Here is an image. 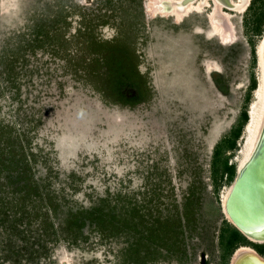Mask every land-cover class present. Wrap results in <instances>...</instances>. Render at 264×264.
Instances as JSON below:
<instances>
[{
  "label": "rangeland",
  "instance_id": "374dc122",
  "mask_svg": "<svg viewBox=\"0 0 264 264\" xmlns=\"http://www.w3.org/2000/svg\"><path fill=\"white\" fill-rule=\"evenodd\" d=\"M245 1L0 0V264L264 257L221 247L234 180L214 176H237L262 75L264 0ZM29 172L41 196L17 190Z\"/></svg>",
  "mask_w": 264,
  "mask_h": 264
},
{
  "label": "water",
  "instance_id": "95a60500",
  "mask_svg": "<svg viewBox=\"0 0 264 264\" xmlns=\"http://www.w3.org/2000/svg\"><path fill=\"white\" fill-rule=\"evenodd\" d=\"M180 1L187 3L189 0ZM215 1H218V6L221 4L229 8L235 6L232 0ZM225 206L232 220L231 223L245 237L253 242H257L254 239L264 242V123L250 158L238 167L237 176L231 185ZM261 258L263 257L259 253L247 255L238 264H264V258Z\"/></svg>",
  "mask_w": 264,
  "mask_h": 264
},
{
  "label": "bare ground",
  "instance_id": "6f19581e",
  "mask_svg": "<svg viewBox=\"0 0 264 264\" xmlns=\"http://www.w3.org/2000/svg\"><path fill=\"white\" fill-rule=\"evenodd\" d=\"M191 1H193V0H189L187 3L185 1L184 2L180 1V4H179L178 1L176 2L174 0V5H178V6H175L177 8L183 7V5L185 7V6L189 5L188 3H190ZM202 3H200V6ZM233 3L235 5L234 7H237L238 9L243 10L245 8L246 4L248 3V1L247 2L245 1L242 3V0H241L240 2L235 1ZM194 5L195 4L190 5L189 8H187V9L189 10L192 7L194 8L195 7ZM177 8H173V10H171L170 12L175 13L176 15H178L180 17L181 14L178 13ZM163 11L168 12V10L164 7H163ZM223 15H224L223 21H226V18L230 19V17H231V15L225 11L223 12ZM216 21L217 20L214 19L213 16L211 15V22L213 25H215V29L217 30V33L223 38L224 41H226L228 29L227 30L225 29L226 28L225 24L223 26L222 22L221 23L219 22V25H217ZM230 36L228 35V37H230ZM259 56H260V63L262 66V75H260L261 77L259 78V85L256 87L255 100L251 103V107L249 108L250 109V118L248 119V122L245 125L246 126L245 133L248 135V138H247L246 144L243 146L242 153L244 155V158L240 162L239 167H241L250 158L252 152L254 151V149L257 145L261 130H262L263 123H264V39H262V41L260 42V45H259ZM230 188H231V186H229L223 194L222 205H223V211L226 214V217L230 221H232L226 212V206H225L226 205V199H227L228 193L230 191ZM256 253H259V252H257L252 247L246 246V245H241L236 250V253L234 255L233 264H238L245 256L256 255ZM263 258H261V259H263Z\"/></svg>",
  "mask_w": 264,
  "mask_h": 264
},
{
  "label": "trees",
  "instance_id": "16d2710c",
  "mask_svg": "<svg viewBox=\"0 0 264 264\" xmlns=\"http://www.w3.org/2000/svg\"><path fill=\"white\" fill-rule=\"evenodd\" d=\"M127 75V74H126ZM256 87V83L253 84V88ZM248 114L246 112L243 113V124L244 123H247L248 122ZM242 125L237 127L234 131H233V135H234V138H235V141H236V138L240 137L242 135ZM235 142L232 143L231 147H235ZM219 154V152L217 153V155ZM4 161L3 160V157L0 155V174L2 173V167H1V162ZM218 163V158L217 156L215 157V161H214V164H217ZM15 164H18V166H20L19 164V159H16V161L14 162V165ZM224 170L222 171V174L218 176V169H216L217 166L214 167V176L216 177V179H219L220 177V180L223 179L224 175L225 174H228L229 178H230V181H233L234 180V174H235V165L234 164H231L229 165V161H228V158L225 160L224 162ZM14 170V169H13ZM25 172L24 170H21L17 176L18 177H21L22 175H24ZM30 173V172H29ZM27 174L29 176H26L24 178V181L23 184L25 186H23L22 184L21 185H18L17 186V190H19V192H22L24 190H26L27 188H31V189H35V193L38 195V196H41V190L39 187V183H37V181H35L31 175H32V172L30 174ZM10 176H13V171H9L8 173L5 174L4 177H10ZM218 176V177H217ZM0 189H1V186H0ZM26 194H29V192L26 190L24 191V195ZM30 194H32L30 192ZM97 208H94V210H96ZM81 217V225H80V228H83L84 224L87 222L86 219L82 218V215L80 216ZM69 217L66 218L65 220V224L67 222V219ZM103 220V217H102V214L100 215H97V214H92L90 216V221L88 223H92L94 224L96 227L100 228L101 227V222ZM155 234V232H153L152 236ZM246 238L245 236L235 227L233 228L231 231H228V234L223 232L222 233V236H221V247L223 248L224 246H230L231 247V251L230 253H232L237 247L239 244L241 243H245ZM76 241V239L74 240ZM261 253L264 254V250H261Z\"/></svg>",
  "mask_w": 264,
  "mask_h": 264
}]
</instances>
